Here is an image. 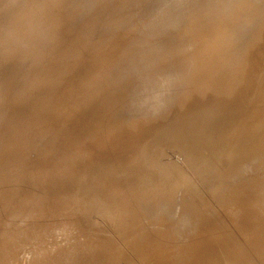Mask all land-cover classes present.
<instances>
[{
	"label": "rangeland",
	"instance_id": "374dc122",
	"mask_svg": "<svg viewBox=\"0 0 264 264\" xmlns=\"http://www.w3.org/2000/svg\"><path fill=\"white\" fill-rule=\"evenodd\" d=\"M208 53L219 60L215 73L205 74L212 84L221 85H214L222 94L213 99L204 88L207 84L202 75L210 66H197ZM193 77L203 80L198 83L195 78V83ZM196 84L206 93L202 90V96H195L199 92ZM158 95L166 97L168 104L155 100ZM216 101H228L237 110L263 107H255L259 116L252 112L245 120L239 119L240 123H233L235 127L229 126L235 134L228 128L223 131L232 136L227 137L232 141L228 140V145H234L227 149L233 151L222 149L226 154L223 159L230 156L222 160L224 167L219 164L222 157L216 163L210 154L208 162L215 165L209 162V166L214 169H206L196 163L200 159L196 154V164L190 158L211 138L205 137V132L197 134L202 141L195 138L199 142L192 143L195 150L190 146L194 153L186 152L181 145L175 146V137L170 135L189 125L193 116L184 115L185 119L182 115L169 124L171 128L165 124L166 116L182 111L178 106L195 110ZM199 111L194 114L205 110ZM138 122L144 127L137 128ZM158 124L148 136L147 131ZM0 133V264H45L46 257L56 252L54 244L60 243L57 238L62 233V249L55 246L63 257L54 253L57 259L50 257L53 264L58 260L62 263L57 264H264V0H0ZM117 137L124 140L123 147ZM148 141L151 147L142 152ZM108 144L112 152L118 147L120 151L130 148L118 151L122 153L118 157L117 151L107 155L111 151ZM235 146L245 150L238 151ZM201 147L199 154L203 156L204 151L207 158L209 146ZM147 150L149 156L151 151L154 154L150 158L157 166L153 164L155 169L149 175V169L143 168L147 171L142 170L147 174L143 178L133 177L137 182L140 178L141 184L146 177L148 182L156 179L166 185L155 188L151 182V190L147 183L141 189L134 184L129 188L131 184L126 183L135 182L129 176L140 166L139 155L148 157ZM160 151L162 156L154 159ZM126 153L139 155L126 158ZM123 160L128 169L122 167H128ZM136 162L139 166L132 167ZM118 180L127 181L123 191L121 181L115 184ZM112 188L117 190L114 196ZM179 192L193 203L194 214H199L188 220L199 223L184 226L193 208H187L184 197L174 206L182 196ZM172 194L177 195L174 198ZM171 196L177 201L171 203L178 213H170L174 209L167 206ZM228 203L233 204L232 212ZM171 214H176L174 221ZM201 219L212 220L209 228L216 238H196L195 230L204 224ZM183 227L186 236L178 232L186 231ZM86 228L89 237L83 235ZM44 234L59 242L48 239L54 242L52 248ZM81 235L93 241L86 245L88 241ZM93 236L99 238L97 243Z\"/></svg>",
	"mask_w": 264,
	"mask_h": 264
},
{
	"label": "bare ground",
	"instance_id": "6f19581e",
	"mask_svg": "<svg viewBox=\"0 0 264 264\" xmlns=\"http://www.w3.org/2000/svg\"><path fill=\"white\" fill-rule=\"evenodd\" d=\"M200 16H201V13L198 15V17H200ZM198 17H197V18H198ZM37 18H38V17H37ZM197 18H196V19H197ZM196 19H195V20H196ZM197 20H198V19H197ZM35 23H36V22H35ZM151 29H152V28H151ZM37 30H38V29H37ZM9 35H10V33H9ZM11 36H12V35H11ZM10 38H11V37H10ZM15 48H16V47H15ZM16 53H17V52H16ZM93 54H94V52H93ZM83 55H84V54H83ZM206 55H207V53H206ZM204 56H205V53H204ZM209 56H210V54L208 53V58H206V59L203 58V61H204V62L202 61L203 63H202L201 61L198 62V64H200V65H198L196 61H195V63L197 64V66H199V67H198L199 69H202L203 66H206V67H209V66H210V67L206 70V71H208V73H206V71H204V74H202V75H203V77H204L205 79H208V82H207V80L205 81V79H204L205 85L207 84V86L204 87V88H206V89L208 88V90H210V91L207 92V93H209L210 96H211V98L213 99V97L217 96L218 94H222L220 91L217 92V91H216V88H215L216 85H217L216 87H220V86H221V85H220V82H217V83H215V84H212V83L210 82V79H211V78H210V77H205V76H206L207 74H208V75H213V74L215 73V70H213V68H215V69L217 68V64H216V63H217L219 60H216V58H215V60H214V57H216V56H214L213 53H212V55H211L213 58H212L211 56H210V58H209ZM206 57H207V56H206ZM86 58H87V57H86ZM86 58H85V59H86ZM39 60H40V59H39ZM205 60H206V61H205ZM45 61H46V60H45ZM144 62H145V61H144ZM36 63H37V62H36ZM195 63H194V64H195ZM201 63H202V64H201ZM42 64H43V63H42ZM80 65H81V64H80ZM191 65H192V64H191ZM207 65H209V66H207ZM106 66H107V65H106ZM194 66H195V65H193V67H194ZM147 68H149V67H145L144 69L146 70ZM194 68H195V67H194ZM196 68H197V67H196ZM210 68H211V70H210ZM227 68H228V67H227ZM46 69H47V68H46ZM86 69H87V68H86ZM228 69H229V68H228ZM49 70H50V69H49ZM92 70H93V69H92ZM209 70H210V71H209ZM224 70H225V68H224ZM42 71H43V70H42ZM47 72H48V71H47ZM205 74H206V75H205ZM45 75H46V74H45ZM202 75H201V76H202ZM197 77L200 78V75H197ZM203 77H201L202 79H199V78H196V77H195V78L198 79V80H197V82H198L199 80H203ZM18 78H19V77H18ZM193 78H194V77H193ZM195 78H194V81H195V83H197ZM15 81H16V80H15ZM16 82H17V81H16ZM236 82H237V80L235 79V83H236ZM198 83H199V82H198ZM202 84H203V83H202ZM202 84H201V85H202ZM58 85H59V84H58ZM196 85H197V84H196ZM198 85H199V84H198ZM198 85H197V86H198ZM214 85H215V86H214ZM75 86H76V85H75ZM79 86H80V85H79ZM199 86H200V85H199ZM199 86H198V91H199V92H195V93L193 92V93L195 94V96H196V95H198V96H202V94H201L202 92H201V91L204 89V88H203L204 84H203L202 87L200 86V87L203 88V89L199 88ZM194 87H195V86H194ZM55 88H57V87H55ZM200 89H201V90H200ZM206 89L203 90V93L206 91ZM63 90H64V89H63ZM208 90H207V91H208ZM57 91H59V89H58ZM60 91H61V89H60ZM60 91H59V92H60ZM189 92H190V91H189ZM200 92H201V93H200ZM191 93H192V92H191ZM205 93H206V92H205ZM191 95H193V94H191ZM194 98H195V97H194ZM155 100H160V101L162 102V104H165V105L168 104V99H167L166 97H164V96H161V95H158V96L155 98ZM228 101H229V99H228ZM228 101H227V102H218V101H216V103H214V104H209V105H206V106H202L201 108H199V109H195V110L192 109V108H190V107H186V106H178L177 109H180V108L182 109V111H180L181 113H180V112L177 113L178 110L176 109V110H177V111H175L176 113H173V114H171V115H169V116H166V117H169L168 120H167V122L165 123L166 125H168V127H169V124H170L171 122H173V121H175V120H180L179 117L181 118L182 115H183L182 117H184V115H185V116L187 115V117H192V116H193V117L191 118V120H190L189 125L185 126V128L183 127V128L177 129V130L175 129L174 134H171V135H170V136L175 137V138H172V139H173V142H174V144H175V146L178 147V146L181 145L180 147H183V148L187 149L186 152H190V153H192L190 150H192V148H194V150H195V146H196V145L194 146L192 143H194V144H198L200 141H202L201 138L196 137L197 134H198V136H199L200 134H203V133L205 132V137H207V138L210 137V138H211V140L208 141V143H207V142H205L204 144L202 143L203 145H201V143H200L201 146H204V145H205L206 147L209 146L208 149L211 150L210 153H209V155H206V154H207V152H206L207 149L205 148V149H206V150H205V152H206L205 155L207 156V158L204 156V151H203V156H204L205 158H204L201 154H199V151L201 152V150H202V149H201L202 147H201L200 145H198V147L200 146V147H199V150H197L195 153H194V150H192L193 153H194V156H193L194 161H193V159H191V158H190V160H191V162H192L193 164H196V163L198 162L199 164H202L203 166H205V168L207 169L208 167H206V166H209V162L211 163V161L208 162V158H211V156H212V157H214L213 159H215L214 161L216 162V161H219V158H220V157H222L223 155H226L225 152H224L225 150H226L227 152H228V150L233 151V149H231V147H229L230 149H227V148H228L227 146H229V145L232 143V141L230 140V138H227V137H229L230 134H232V133L235 134L234 132L231 133L230 130H229V128H230V127H233L232 125H234L235 122L240 123L241 120H239V119L245 120V118H246L247 116H249L250 114H252V112L255 111V107H256V110H259L261 107H263L262 105H257V106H255V107L252 108V109H250V108H241L240 110H237V108H236L235 106H233V105H230V104L228 103ZM219 103H222V105H219ZM152 104H153V103H152ZM152 104H151V105H152ZM159 104H160V103H159ZM235 108H236V109H235ZM89 109H90V108H89ZM91 109H92V108H91ZM91 109L89 110L90 112H92ZM172 109H174V108H172ZM64 110H65V109H64ZM75 110H76V109H75ZM92 110H94V109H92ZM199 110H200V111H199ZM204 110H205V111H204ZM77 111H78V110H77ZM170 111H173V110H170ZM197 111H199V112L204 111V112H202L200 115H199V113H198V116H197V115H196L197 113L194 114V113L197 112ZM66 112H67V111H66ZM93 112H94V111H93ZM70 113H71V112H70ZM72 113H74V112H72ZM74 114H75V113H74ZM166 114H167V113H166ZM193 114L196 115V117H194ZM254 114H256L255 116H259V113H258V112H254ZM65 115H66V114H65ZM188 115H189V116H188ZM73 117H74V115H73ZM250 117H251V116H250ZM250 117H249V119H250ZM75 118H77V117H75ZM136 118H137V117H135V122H136V120H137ZM184 118H185V117H184ZM185 119H188V118H185ZM77 120H78V118H77ZM181 120H182V119H181ZM236 120H239V122L236 121ZM137 121H138V120H137ZM139 121H140V120H139ZM254 121H255V120H254ZM73 122H74V121H73ZM140 122H142V121H140ZM140 122H138V124H140V126H138V124H135V125H137V126H136L137 128H138V127L140 128V127L143 126L144 123L142 122L143 124H142V126H141V123H140ZM248 122H249V120H248ZM257 122H258V120H257ZM261 122H262V121H261ZM136 123H137V122H136ZM233 123H234V124H233ZM237 123H236V124H237ZM258 123H259V122H258ZM66 124H67V123H66ZM245 124H247V122H246ZM64 125H65V124H64ZM251 125H254V124H251ZM158 126H159V124L156 125L155 127L151 128V129H149V130L147 131V135H148V136H152V135L154 134V132H155V130L157 129ZM229 126H230V127H229ZM143 127H144V126H143ZM228 127H229V128H228ZM234 127H235V125H234ZM250 127H251V126H250ZM254 127H255V126H254ZM169 128H171V127H169ZM227 128H228V132H230V134H229L227 131L223 132V131L226 130ZM248 129H249V128H248ZM256 129L259 130V129H261V128L259 127V129H258V128H256ZM63 130H64V129H63ZM171 130H172V129H171ZM171 130H170V131H171ZM234 130H235V129H234ZM244 130H245V129H244ZM25 131H26V130H25ZM105 131H106V130H105ZM105 131H104V132H105ZM107 131H108V130H107ZM172 131H173V130H172ZM172 131H171V133H173ZM221 131H222L223 133H221V135H220V132H221ZM231 131H232V130H231ZM248 131H249V130H248ZM248 131H246V132H248ZM69 132H71V131H69ZM165 132H166V131H165ZM167 132H169V130H167ZM175 132H176V133H175ZM218 132H219V133H218ZM252 132H253V130H252ZM3 133H4V132H3ZM60 133H61V132H60ZM67 133H68V132H67ZM226 133H228V134L226 135ZM243 133H245V132H243ZM256 133H257V131H256ZM0 134H1V133H0ZM58 134H59V133H58ZM163 134H165V133L163 132ZM236 134H237V133H236ZM239 134H240V133H239ZM245 134H246V133H245ZM2 135H3V134H2ZM4 135H6V134H4ZM241 135H242V134H241ZM247 135H248V134H247ZM108 136H109V135H108ZM119 136H120V135H119ZM119 136H118V137H119ZM129 136H130V135H129ZM129 136L126 135L127 138H130ZM137 136L140 137V138H147L146 136H143V135H140V134H137ZM164 136H165V137H168L169 135H167V133H166ZM208 136H209V137H208ZM233 136H234V135H233ZM243 136H244V135H243ZM248 136H249V135H248ZM252 136H253V135H252ZM118 137H117V139H119L121 136H120L119 138H118ZM124 137H125V136H123V138H124ZM202 137H204V136H202ZM205 137H204V138H205ZM230 137H232V136H230ZM237 137H238V134H237L236 138H237ZM244 137H245V136H244ZM5 138H6V137H5ZM8 138H9V137H8ZM121 138H122V137H121ZM123 138H122V139H123ZM195 138H197L198 141H199V140H200V141L197 142V141H196L197 139L194 140ZM239 138H240V137H239ZM246 138H247V137H246ZM253 138H254V137H253ZM261 138H262V137H261ZM0 139H1V138H0ZM32 139H33V138H31V140H32ZM124 139H126V138H124ZM184 139H185V140H184ZM233 139H234V138H233ZM233 139H232V140H233ZM243 139H244V138H243ZM259 139H260V138H259ZM262 139H263V138H262ZM2 140H5V141H6V139H3V138H2ZM7 140H9V139H7ZM115 140H116V139H114L113 141H115ZM119 140H120V142H121L120 145H122V147H123L124 144H122V143L124 142V140H122V141H121V139H119ZM119 140H118V141H119ZM228 140H230V142H231V143H229V145H228ZM244 140H245V139H244ZM247 140H248V139H247ZM249 140H250V139H249ZM251 140H252V138H251ZM251 140H250V141H251ZM22 141H23V140H22ZM29 141H30V140H29ZM113 141H111V142H113ZM116 141H117V140H116ZM195 141H196L197 143H196ZM236 141H237V139H236ZM252 141H253V140H252ZM256 141H257V140H256ZM258 141H259V140H258ZM1 142H2V141H1ZM8 142H9V141H8ZM37 142H38V141H37ZM149 142H150V141H148V142H144V143H145V146L143 145V147H145V148H142V149H141L142 152H143V150H145V152H146V149H148V147L151 145V143H149ZM177 142H178L179 144H178ZM233 142H234V141H233ZM239 142H240V141H239ZM23 143H24V142H23ZM116 143H118V142H116ZM144 143H143V144H144ZM152 143H153V142H152ZM235 143H236V142H235ZM248 143H249V142H248ZM1 144H2V143H1ZM28 144H29V143H28ZM244 144H245V143H244ZM3 145H4V142H3ZM23 145H24V144H23ZM120 145L118 144V146H120ZM192 145H193L194 147L191 148L190 146H192ZM231 145H232V144H231ZM233 145H234V144H233ZM233 145H232V146H233ZM240 145H242V144H240ZM246 145H247V143H246ZM246 145H245V149H246ZM26 146H27V144H26ZM104 146H105V145H104ZM106 146L109 147V150H111L109 144L106 145ZM106 146H105L104 149H107L106 152H108V148H107ZM220 146H221V147H220ZM236 146H238V144H236ZM236 146L233 147V148H234V149H238V148H240V147L243 148V145L240 146V147H236ZM0 147H1V145H0ZM120 147H121V146H120ZM122 147H121V149H122ZM128 147L130 148V146H128ZM128 147H127L126 149H123V150H127ZM150 147H151V146H150ZM12 148H13V147H12ZM24 148H25V147H24ZM124 148H125V147H124ZM210 148H212V149H210ZM247 148H248V147H247ZM1 149H2V148H1ZM5 149H6V148H5ZM8 149H9V148H8ZM8 149H7V150H8ZM101 149H102V148H101ZM104 149H103V150H104ZM119 149H120V148L118 147V151H119V152L123 151V150L120 151ZM131 149H133V147H132ZM150 149H151V148H150ZM165 149H166V147H165ZM222 149H223V150L225 149V150L223 151ZM245 149H244V150H245ZM242 150H243V149H241V150L238 149V151H241V152H242ZM244 150H243V151H244ZM0 151H1V150H0ZM13 151H14V149H13ZM18 151H20V150H18ZM116 151H117V149H116ZM116 151H113V152H112V150H111V151H110L111 153L108 152V154H107L105 151H104V152H105L107 155L112 154V153L115 152L114 155H116ZM118 151H117V152H118ZM141 151H138V152L140 153ZM246 151H247V150H246ZM9 152H11V151H9ZM97 152H98V151H97ZM119 152H118V153H119ZM124 152H127V151H124ZM124 152H123V153H124ZM142 152H141V155H143ZM145 152H144V154H145ZM147 152H148V150H147ZM149 152H150V150H149ZM149 152L146 153V154H148L149 159H148L147 156H144V155H143V158H139V157H141V156H140L138 153H133V154H132L133 156H132V155H129V156H128V154L126 153V155H127L126 158H127V157H130V156H131V157H137V156L139 155L138 159H139V163H140L139 165H140V166H139L138 163H137L138 161L136 162V164H135V163L132 164V165H133L132 167H134V165H137V166H139V167L135 166V167H137L138 169H137V168H134V171H133V169H132V167H131L130 169H132L133 174L130 175L129 177H133V176H135V177L137 178V177L140 175V177L143 178V176H145V175L147 176V174H148V175L151 174V171H150V170L154 167V166H153L154 163L151 161L152 157L150 158V156H151V155H154V154H153L152 151H151V155L149 156ZM162 152H163V151H162ZM162 152H161V151H160V152H156V154H157V153H160V154H157V156H156V157L154 156L153 158L156 159L158 156H162ZM167 152H168V151H167ZM208 152H209V151H208ZM234 152H236V151L234 150ZM234 152L231 153V154H236V153H234ZM105 153L102 152V154H103L104 156L106 155ZM118 153H117V154H118ZM237 153H238V152H237ZM9 154H10V153H9ZM99 154H101V153H99ZM120 154L122 155V153H119L117 156L119 157ZM146 154H145V155H146ZM187 154H188V153H187ZM195 154L197 155V158L200 157L199 160H197V158L195 159V157H196ZM210 154H211V156H210ZM240 154H241V153H240ZM107 155H106V156H107ZM192 155H193V154H192ZM192 155H190L189 157H192ZM241 155H242V154H241ZM117 156H115V157H117ZM208 156H209V157H208ZM228 156H229V155L227 154L226 157H228ZM123 157H125V153H124V156H123ZM123 157L120 156L121 159H122ZM145 157H146L147 161L144 162V163H145V164H144L142 161H145V160H146V159H144ZM189 157H186V158L188 159ZM201 157H202V158H201ZM216 157H217L218 160L216 159ZM226 157H224V159H223V157H222V158H221V161H219V164L223 163L222 160L227 159ZM229 157H230V156H229ZM238 157H241V156L239 155ZM126 158H125V161L128 162L129 160L126 159ZM244 158H245V157H244ZM250 158H251V157H250ZM138 159H137V160H138ZM140 159H143V160L141 161ZM206 159H207V160H206ZM213 159H212V161H213ZM236 159H237V158H236ZM240 159L243 160V158H240ZM245 159H246V158H245ZM127 160H128V161H127ZM148 160H149V161H148ZM152 160H153V159H152ZM196 160H197V161H196ZM120 161H122V160H120ZM123 161H124V160H123ZM125 161H124L125 164H124L123 162H121V165H122V164L127 165L128 167H126V166H122V167H125V168L128 169V168H129V165L126 164ZM195 161H196V163H195ZM214 161H213L212 163H214ZM230 161H231V160H230ZM244 161H245V160H244ZM0 162H1V161H0ZM227 162H228V160H227ZM227 162H226V163H227ZM234 162H235V158H234ZM237 162H239L240 164L242 163L241 161H239V159L236 160L235 163L237 164ZM131 163H132V162H131ZM141 163L144 164L143 167H142ZM198 163H197V164H198ZM212 163H211V164H212ZM216 163H218V162H216ZM224 163H225V161H224ZM224 163L221 164V165H223V167H224V165H225ZM199 164H198V165H199ZM228 164L232 165L233 163L231 164V163L229 162ZM236 164H234V165H236ZM243 164H244V162H243ZM154 165H155V164H154ZM212 165H215V164H212ZM238 165H239V164H238ZM241 165H242V164H241ZM130 166H131V165H130ZM155 166H157V165H155ZM218 166H220V165H218ZM218 166H217V167H218ZM228 166H229V165H228ZM228 166H226V167L228 168ZM1 167H2V166H1ZM158 167H159V166H158ZM210 167H211V165L209 166L208 169H211V168L214 169V166L211 167V168H210ZM221 167H222V166H221ZM223 167H222V168H223ZM11 168H12V167H11ZM143 168H144L145 170L149 169V171H148V170H147V171L150 172V173H147V174L143 173V171H142V170H144ZM146 168H147V169H146ZM130 169L128 170V173L130 172L129 174H131ZM153 169H155V168H153ZM216 169H217V168H216ZM12 170H13V169H12ZM136 170H138V172L135 173ZM145 170H144V171H145ZM160 170H161V169H160ZM160 170H159V172H160ZM147 171H145V172H147ZM153 171H155V170H153ZM153 171H152V172H153ZM156 171H157V169H156ZM0 172H1V171H0ZM5 172H6V170H5ZM13 172H14V171H13ZM124 173H125V172H124ZM134 173H135V174H134ZM142 173H143V174H142ZM154 173H156V172H153L152 174H154ZM1 174H2V173H1ZM129 174H128V175H129ZM136 174H137V175H136ZM157 175H159V174H157ZM165 176H166V175H165ZM119 177H122V176H119ZM126 177H128V176L126 175ZM129 177H128V178H129ZM162 177H163V176H162ZM166 177H167V176H166ZM111 178H112V177H111ZM128 178H124V179H128ZM133 178H134V177H133ZM120 179H121V178H120ZM124 179H123V177H122V180H124ZM130 179H132V178H130ZM134 179H135V178H134ZM139 179H140V178H138V181H139V182H137L136 179L134 180L135 182L132 181V182H134V183H131V181H128V182H130V183H126L127 181L124 182L125 180H124L123 183H122V181L120 180L122 185H120V183H119L120 181H119V180H118V183L116 182V181H117V180H116V181H115V184H118V185L122 186V190H121V191H123V188L126 187V186H124V185H126V184H128V185L131 184L129 188H131L132 184H134V186H136V185H137V187L140 186L139 188L141 189V186H142V185L144 186V185L147 183V185L150 186L151 182H153L152 180H149V182H148V179H149V178L147 179V178L145 177L144 179H146L147 181L145 180V181H143L144 183L142 182L143 184H141L140 182H141L142 180H139ZM155 180H156V179H154V182H155ZM158 180H159V179H157V181H158ZM162 180H163V179H162ZM166 180H167V179H166ZM168 180H169V179H168ZM168 180H167V182H168V184H170ZM154 182H153V183H154ZM160 182H161V181H160ZM160 182H159V181H158V182H155V183H154L155 186L153 185V183H152V185H153L155 188L157 187V185H158L159 188H162L161 185H166V184H165L166 181H164V182H165L164 184H162V182H161V184H159ZM113 183H114V182H113ZM125 183H126V184H125ZM149 183H150V184H149ZM156 183H158V184H156ZM115 184H114V186H113V184H112L111 187L117 188V187L115 186ZM168 184H167V186H168ZM128 185H127V187H128ZM159 185H160V186H159ZM107 186L109 187V185H107ZM120 186L118 187L119 189H121ZM146 187H147V186H146ZM151 187H152V186L149 187L150 190H151ZM158 187H157V188H158ZM172 187H173V186H172ZM106 188H107V187H106ZM106 188H105V189H106ZM118 188H117V190H118ZM129 188H128V189H129ZM147 188H148V187H147ZM105 189H104V190H105ZM140 189H139V190H140ZM152 189H153V188H152ZM104 190H103V191H104ZM117 190H116V189L114 190V189L112 188V191H111V189H110V191L112 192V195H113V196H114V194H115V192L113 193V191H117ZM129 190H130V189H129ZM146 190L149 191V189H146ZM160 190H161V189H160ZM121 191H119V192H121ZM143 191H145V189L142 190V193H143ZM153 191H155V190H153ZM156 191H157V193H158V192L161 193V191H159L158 189H157ZM166 191H167V189H166ZM111 192H110V193H111ZM150 192L152 193V191H150ZM157 193H156V195H157ZM179 193H180V192H179ZM103 194L105 195L106 192L104 191ZM154 194H155V193H154ZM158 194H159V193H158ZM162 194H165V193L162 192ZM162 194H161V195H162ZM168 194H169V193H168ZM106 195H108V193H107ZM106 195H105V196H106ZM150 195H151V194H150ZM159 195H160V194H159ZM176 195H177V194H175V196H174V194H172V196H174V198L176 197ZM178 195H179V194H178ZM180 195H182V194L180 193ZM172 196H171V197H172ZM107 197H108V196H107ZM149 197H150V196H149ZM152 197H153V196H152ZM158 197H161V198H162L163 196H158ZM167 197H168V196H167ZM171 197H169V199H171L170 201L167 200V201H169L168 204H167V206L169 207V205H170V209H169V210L171 211L172 209H174V212H172V211H173V210H172L170 213H175V212L178 213V212L175 210L176 208H173V207H174V206H175V207L179 206V201H178L179 198H181V197L183 198V197H184L185 202L182 201L183 199H181V201L184 202V203H186V204H189V203H190V202L186 199L187 197H185V196L182 195V196H178V199H177V201H178V205L175 204V205L173 206L174 202L176 203L177 201H176V199H174L173 197H172V198H173V199H172ZM263 197H264V195H263ZM104 198L107 199L106 197H104ZM154 198H156V196H155ZM154 198H153V199H154ZM165 198H166V197H164L163 202H164ZM259 198H260V197H259ZM123 199H124V198H123ZM144 199H145V198H143V200H144ZM261 199H262V198H261ZM140 200H141V199H140ZM146 200H147V199H146ZM150 200H152V199H150ZM154 200L156 201L157 198L154 199ZM67 201H68V200H67ZM67 201H66V202H67ZM137 201H139V200H137ZM144 201H145V200H144ZM161 201H162V200H161ZM167 201H165V204H166ZM171 201H174V202L171 203ZM181 201H180V202H181ZM187 201H188L189 203H188ZM262 201H263V200H262ZM63 202H65V201H63ZM68 202H69V201H68ZM133 202H134V201H133ZM142 202H143V201H142ZM182 202H181V204H183ZM257 202H258V201H257ZM124 203H125V202H124ZM138 203H139V202H138ZM144 203H146V202H144ZM144 203H143V204H144ZM139 204H140V203H139ZM143 204H142V205H143ZM148 204H149V203H148ZM186 204H185V205H186ZM192 204H193V203L189 204L188 206L186 205L187 208H188V207H190V209L193 208V215H192V216H189V218H188V216H187V220H188V219H192V217L195 215V214H194V209H195V208H194V206L192 207ZM256 204H257V203H256ZM261 204H263V203H261ZM261 204H260V206H261ZM73 205H74V204H73ZM76 205H77V204H76ZM98 205H99V204H97V206H98ZM125 205H126V204H125ZM235 205L238 206L239 204L236 203ZM140 206H141V205H140ZM260 206H259V207H260ZM75 207H76V206H75ZM75 207L73 206V208H75ZM141 207H142V206H141ZM145 207H146V206H145ZM181 207H182V206H181ZM227 207H229V208H230L229 211L232 212L233 204L228 203V204H227ZM261 207H262V206H261ZM261 207H260V209H261ZM263 207H264V206H263ZM76 208H77V207H76ZM76 208H75V209H76ZM79 208H80V205H79ZM151 208H152V207H151ZM178 208H179V207H178ZM178 208H177V209H178ZM183 208H186V207L184 206V204H183ZM229 208H228V209H229ZM234 208H235V207H234ZM36 209H38V207H37ZM40 209H41V208H40ZM71 209H72V208H71ZM80 209H81V208H80ZM236 209H237V207H236ZM236 209H234V211H235ZM239 209H240V208H238V211H239ZM78 210H79V209H78ZM143 210H144V209H143ZM169 210H168V211H169ZM179 210H180V209H179ZM187 210H188V209H187ZM191 210H192V209H191ZM191 210H190V211L188 210L187 214H188L189 212L192 213ZM261 210H262V209H261ZM44 211H45V210H44ZM73 211H75V210H73ZM73 211H72V213H73ZM80 211H81V210H80ZM42 212H43V211H42ZM52 212H53V211H52ZM75 212H76V211H75ZM125 212H126V211H125ZM179 212H180V211H179ZM243 212H244L243 210L239 212L241 216H242L241 213H243ZM263 212H264V211H263ZM38 213H39V212H38ZM43 213H44V212H43ZM50 213H51V212H50ZM50 213H49V214H50ZM129 213H130V212H129ZM129 213H128V215H126V216H129ZM182 213H183V212H182ZM195 213H196V212H195ZM236 213H237V211H236ZM239 213H237V215H238ZM55 214H56V212H55ZM73 214H74V213H73ZM126 214H127V213H126ZM187 214H186V215H187ZM243 214H244V213H243ZM39 215H40V214H39ZM46 215H47V214H46ZM188 215H191V214H188ZM237 215H236V216H237ZM240 215H239V217H240ZM245 215H246V214H245ZM245 215H244V217H245ZM37 216H38V214H37ZM41 216H42V214H41ZM43 216H44V215H43ZM70 216H71V215H70ZM112 216H113V215H112ZM166 216H167V215H166ZM172 216H173V217H172ZM174 216H176V214H174V215L171 214V217H172L171 219H172V221L175 220V219H174ZM195 216H199V214L197 215V213H196ZM195 216H194V217H195ZM39 217H40V216H39ZM48 217H49V215H48ZM53 217H54V216H53ZM75 217H76V216H75ZM77 217H78V216H77ZM182 217H184V220H185V216L182 215ZM190 217H191V218H190ZM194 217H193V218H194ZM204 217H205V216H203L202 219H204ZM237 217H238V216H237ZM45 218H46V217H45ZM54 218H55V217H54ZM109 218H110V217H109ZM113 218H115V217L113 216ZM127 218H128V217H127ZM205 218H209V217H205ZM242 218H243V217H242ZM242 218H241V220H242ZM256 218H257V217H256ZM46 219H47V218H46ZM49 219H50V218H49ZM49 219H47V220L49 221ZM79 219H80V218H79ZM81 219H82V218H81ZM107 219H108V218H107ZM171 219H170V220H171ZM173 219H174V220H173ZM182 219H183V218H182ZM196 219H197V217H196ZM199 219H200V217H199ZM202 219L200 220V223H204V224L201 225L200 229H196V230H195L194 235L196 236V238H206V237H213V238L215 237V238H216L218 235H216V234L214 233V231H212L213 228H209V222H211V221L213 220V218H211L212 220H210V221H209V219H208L209 222L205 221V220H207V219H205L203 222H201ZM249 219H250V218H249ZM67 220H68V219H67ZM180 220H181V218H180ZM184 220H182L183 223H185V222L187 221V220H186V221L184 222ZM194 220H195V219H193V220H188V221L186 222L187 224H185L184 226L188 227V225H189V224L191 225V223H193V225H195L197 222L199 223V220H198V219H197L198 221L196 220L197 222H195ZM238 220H239V218H238ZM243 220H244V219H243ZM243 220H242V221H243ZM247 220H248V219H247V216H246V221H247ZM129 221H131V219H130ZM134 221H135V220H134ZM158 221H159V219H158ZM213 221H214V220H213ZM242 221H241V222H242ZM246 221H245V222H246ZM42 222H43V221H42ZM81 222L83 223V220H81ZM81 222H80V220H79V223H81ZM188 222H189V223H188ZM190 222H191V223H190ZM206 222H207L208 224H206ZM239 222H240V221H239ZM243 222H244V221H243ZM89 223H90V222H89ZM89 223H88V225H89ZM211 223H212V222H211ZM44 224H46V225H45L46 227L49 226L48 223H44ZM47 224H48V225H47ZM244 224H246V223H244ZM50 225H51V224H50ZM60 225H61V224H60ZM83 225L85 226V225H87V224L85 223V224H83ZM90 225H92V224H90ZM90 225H89V226H90ZM95 225H96V224H95ZM95 225L93 224V227H94ZM190 225H189V226H190ZM193 225H192V227H193ZM241 225H243V224H241ZM84 226H83V228H82L83 230L85 229ZM96 226H97V225H96ZM96 226H95V228H96ZM85 227H86V226H85ZM97 227L99 228V226H97ZM87 228H91V227H88V226H87ZM87 228H86V230H87ZM133 228H134V227H133ZM161 228H163V227H161ZM189 228H190V227H189ZM218 228H219V227H218ZM43 229H45V228H43ZM96 229H97V228H96ZM157 229H159V228L157 227V228H156V231H157ZM183 229H185L186 231L183 232V230H182V231L180 230V231H178V232H179V233H180V232H181V233H184V235L186 236V234L188 233L187 228L183 227ZM190 229H192V228H190ZM190 229H189V231H190ZM61 230H62V229H61ZM61 230H60V231H61ZM83 230H82V231H83ZM86 230H85L84 234H83V233H82V234L88 236L87 233H89V232H88V230H87V231H86ZM91 230H92V228H91L89 231H91ZM154 230H155V229H154ZM154 230H153V231H154ZM161 230H162V229H161ZM192 230H193V229H192ZM219 230H220L219 234H221V233L223 232V230H221V228H219ZM42 231H43V230H42ZM44 231L48 233L50 230H47V231L44 230ZM92 231H93V230H92ZM93 232H94V231H93ZM185 232H187V233H185ZM42 233H44V232H42ZM47 233H45V234H47ZM85 233H86V234H85ZM94 233H95V232H94ZM45 234H44V237L46 238V235H45ZM89 234H90V233H89ZM92 234H93V233H92ZM95 234H96V233H95ZM42 235H43V234H41V236H42ZM62 235H63V233H62ZM62 235L60 234V235L58 236V238H57V237H56V238H57L58 240L60 239V240L62 241V238H60V237L65 236V235H63V236H62ZM83 235H81L82 238H84ZM154 235H155V234H154ZM154 235H153V236H154ZM177 235H179V234H177ZM177 235H176V238L179 239V238L177 237ZM90 236H92V235H90ZM131 236H132V234H131ZM161 236H162V235H161ZM165 236H166V232H165L164 238H165ZM168 236H169V235H168ZM47 237H48V236H47ZM66 237H67V236H66ZM88 237H89V236H88ZM93 237H94V236H93ZM133 237H134V236H133ZM133 237H132V238H133ZM157 237H158V236H157ZM169 237H170V236H169ZM179 237H181V235H179ZM182 237H183V235H182ZM56 238H48V239H49V240H53V241L55 242L54 239H56ZM63 238H64V237H63ZM82 238H81V239H82ZM85 238H86V236H85ZM85 238H84V239H85ZM91 238H92V237H90V239H91ZM46 239H47V238H46ZM48 239L46 240V242L48 241ZM67 239H68V238H67ZM84 239H82V241H84ZM88 239H89V238H88ZM90 239H89V240H90ZM95 239H99V238L94 237V241L96 242L97 240H95ZM144 239H145V238H144ZM155 239H156V237H155ZM177 239H176V240H175V239L172 240V241H174V240L176 241V242H175L176 245H177ZM181 239H182V238H180V240H181ZM183 239H184V238H183ZM34 240H35V238H34ZM58 240H57V241H58ZM60 240H59V241H60ZM85 240H87V239H85ZM91 240L93 241V239H91ZM91 240H90V241H91ZM128 240H129V239H128ZM130 240H132V239H130ZM169 240H171V239H169ZM180 240H178V243L180 242ZM53 241H48L49 243H47V245L50 244V243H51V244H52V243L54 244ZM57 241H56L55 243H57ZM59 241H58V242H59ZM61 241H60V243H61ZM82 241H81V242H82ZM87 241H88V240H87ZM90 241H88L89 243L87 242L86 245L90 244ZM165 241H166V240H165ZM37 242H39V241H37ZM43 242H44V240H43ZM46 242H45V244H46ZM65 242H66V241H64V243H65ZM84 242H86V241H84ZM98 242L101 244V242H100L99 240H98ZM154 242H155V241H154ZM181 242H182V241H181ZM181 242H180V243H181ZM39 243H42V242H39ZM60 243H58V244H54V247H55V248H53V246H51V244H50V246H51L54 250L56 249V252H54V251H53V252H54L55 254L58 253V254H59L58 257H63V255L60 256L62 250H60V253H59V251H57V248H56V246L58 245V248H61V249H62V245H61V247H59ZM93 243H94V242H93ZM96 243H97V242H96ZM99 243L96 244V245H99ZM173 243H174V242H173ZM78 244H80V243H78ZM91 244H92V242H91ZM126 244H127V243H126ZM175 244H174V245H175ZM23 245H26V244H22V246H23ZM42 245H44V244L42 243ZM55 245H56V246H55ZM74 245H75V244H74ZM80 245H81V247H82V244H80ZM93 245H95V244H93ZM128 245H129V243H128ZM176 245H175V246H176ZM44 246H45V245H44ZM172 246H173V245H172ZM40 247H42V246H40ZM65 247H66V246H65ZM48 248H50V247L48 246ZM48 248H46V251H47ZM73 248H74V247H73ZM150 248H151V247H150ZM3 249H4V247H3ZM53 249H51V250L48 249V250H49V251H52ZM76 249H77V248H76ZM173 249H175V248L173 247ZM37 250H38V249H37ZM41 250H42V249H41ZM44 250H45V249H44ZM58 250H59V249H58ZM80 250H81V249H80ZM80 250H78V251H80ZM149 250H150V249H149ZM151 250H152V249H151ZM46 251H45V252H46ZM49 251H48V252H49ZM64 251H66V253H68V252H67L68 250H67L66 248L64 249ZM74 251L76 252L75 248H74ZM74 251H73V252H74ZM53 252H51V254H52ZM151 252H152V251H151ZM46 253H47V252H46ZM54 253H53L52 255H50V252H49L50 257H54V255H55ZM3 254H5V250H4ZM44 254H45V253H44ZM58 254H57V255H58ZM40 255H41V254H40ZM45 255H46V254H45ZM167 255H168V254H167ZM169 255H170V254H169ZM175 256H176V255H175ZM50 257H49V258H48V256L46 257L47 259H45V260H46V261H45V264H46V263H47V264H48V263L53 264V263H52L53 260H51ZM56 257H57V256H55L54 258H56ZM67 257H68V256H67ZM54 258H53V259H54ZM48 259H50L51 262H50V260H48ZM56 259H57V258H56ZM56 259H54V261H55ZM58 259L63 260L62 258H58ZM47 260H48V261H47ZM120 261H121V260H120ZM55 262H56V264H57V263H60V262L62 263V261L59 262V260H58V261H55ZM55 262H54V264H55ZM121 262H122V261H121ZM118 263H119V262H118ZM43 264H44V263H43Z\"/></svg>",
	"mask_w": 264,
	"mask_h": 264
}]
</instances>
